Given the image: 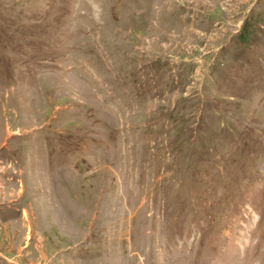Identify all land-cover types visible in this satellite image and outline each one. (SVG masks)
<instances>
[{"label": "rangeland", "instance_id": "obj_1", "mask_svg": "<svg viewBox=\"0 0 264 264\" xmlns=\"http://www.w3.org/2000/svg\"><path fill=\"white\" fill-rule=\"evenodd\" d=\"M0 264H264V0H0Z\"/></svg>", "mask_w": 264, "mask_h": 264}, {"label": "trees", "instance_id": "obj_2", "mask_svg": "<svg viewBox=\"0 0 264 264\" xmlns=\"http://www.w3.org/2000/svg\"><path fill=\"white\" fill-rule=\"evenodd\" d=\"M247 26H246V24L243 26V29H242V31L239 33L240 35V38L242 39V40H246V38H247V35H248V33H249V31L247 30V28H246ZM243 33V34H242Z\"/></svg>", "mask_w": 264, "mask_h": 264}]
</instances>
